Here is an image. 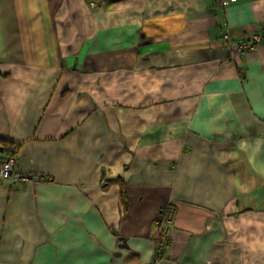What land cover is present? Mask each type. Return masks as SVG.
Masks as SVG:
<instances>
[{
  "label": "crops",
  "instance_id": "1",
  "mask_svg": "<svg viewBox=\"0 0 264 264\" xmlns=\"http://www.w3.org/2000/svg\"><path fill=\"white\" fill-rule=\"evenodd\" d=\"M226 33L264 0H0V141L42 176L0 180V264H264V44Z\"/></svg>",
  "mask_w": 264,
  "mask_h": 264
},
{
  "label": "built area",
  "instance_id": "2",
  "mask_svg": "<svg viewBox=\"0 0 264 264\" xmlns=\"http://www.w3.org/2000/svg\"><path fill=\"white\" fill-rule=\"evenodd\" d=\"M234 0H220L221 6L223 9H227L231 2ZM223 40L227 43L229 49H233L234 47L238 49L242 54L247 53L250 50H253L255 47L264 44V34H254L250 40H242L240 42H236L232 39V37L226 33L223 36ZM42 176L40 175H25L18 169V162L16 154L13 156H5L0 161V180L8 183L10 185H17L21 182H32L35 183L39 180H41ZM173 215V212L171 208H167L163 213L161 220L158 224V230L159 233L166 231V223L165 217H169ZM167 236L166 232L163 234V237L165 238ZM167 251V246L165 244H161L159 248L157 249L156 256L158 258H161L163 254H165Z\"/></svg>",
  "mask_w": 264,
  "mask_h": 264
},
{
  "label": "trees",
  "instance_id": "3",
  "mask_svg": "<svg viewBox=\"0 0 264 264\" xmlns=\"http://www.w3.org/2000/svg\"><path fill=\"white\" fill-rule=\"evenodd\" d=\"M90 4L97 3L101 4L102 1H110V0H87ZM17 148H12L10 145H7L6 143H3L0 141V153H2L5 156H13L16 153ZM124 192V191H123ZM123 197L125 199V194L123 193ZM158 245L165 244V246L169 243V236L167 235L165 238L159 234L158 237Z\"/></svg>",
  "mask_w": 264,
  "mask_h": 264
},
{
  "label": "rangeland",
  "instance_id": "4",
  "mask_svg": "<svg viewBox=\"0 0 264 264\" xmlns=\"http://www.w3.org/2000/svg\"><path fill=\"white\" fill-rule=\"evenodd\" d=\"M104 3H106V1L101 2V4H104ZM92 5H95V3H93ZM173 218H174V215H171L169 217H167V216L165 217V221H163V222L166 223L165 225H166L167 229H166V231L164 230L163 232H161L160 235L163 236V234H165V232L167 235H169V228L171 227V225L173 223Z\"/></svg>",
  "mask_w": 264,
  "mask_h": 264
}]
</instances>
